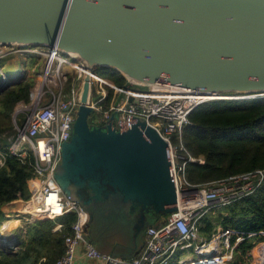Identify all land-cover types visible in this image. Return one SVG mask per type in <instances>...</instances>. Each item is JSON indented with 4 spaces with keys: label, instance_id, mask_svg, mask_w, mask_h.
<instances>
[{
    "label": "water",
    "instance_id": "water-1",
    "mask_svg": "<svg viewBox=\"0 0 264 264\" xmlns=\"http://www.w3.org/2000/svg\"><path fill=\"white\" fill-rule=\"evenodd\" d=\"M0 48L56 49L138 88L264 98V0H0ZM89 98L86 76L54 179L82 208L86 233L122 222L128 243L102 255L118 247L116 259L130 260L140 235L177 210L169 147L143 119L90 125Z\"/></svg>",
    "mask_w": 264,
    "mask_h": 264
},
{
    "label": "built area",
    "instance_id": "built-area-1",
    "mask_svg": "<svg viewBox=\"0 0 264 264\" xmlns=\"http://www.w3.org/2000/svg\"><path fill=\"white\" fill-rule=\"evenodd\" d=\"M5 49L8 50L5 55L15 51L43 59L39 81L30 91L29 101L17 104L12 114L14 134L6 139L7 153L0 152V168L5 154L18 159H25L29 154L33 156V175L28 181L30 197L27 201H14L30 209L29 212L17 210L14 213L19 221L29 225L36 221L56 220L68 213L76 215L71 233L64 239L63 253L55 264H74L76 250L81 243L85 246L87 258L102 259L105 264H229L240 242L258 237L263 240L256 244V264H264V231L239 232L218 225L208 238L201 233L200 219L211 208L224 207L264 183V171L204 186H193L187 182L186 165L202 164L203 160L180 154L185 151L181 133L190 125V113L209 100L169 83H157L147 88L116 85L95 70L87 71L82 62L66 57L56 49ZM86 76L90 86L88 106L92 109L91 118L95 125H103L115 115L113 127L129 129L137 119H143L169 147L177 210L163 217L158 225L145 230L143 246L130 260L101 255L83 240L84 212L61 193L54 179L61 161V145L70 138L79 106V90ZM19 116L21 119L18 120ZM175 136L179 139L178 145L173 144ZM61 228V224H56L54 230ZM15 238L0 231V239L4 241L13 243ZM188 252L192 256L183 258L182 255Z\"/></svg>",
    "mask_w": 264,
    "mask_h": 264
},
{
    "label": "trees",
    "instance_id": "trees-1",
    "mask_svg": "<svg viewBox=\"0 0 264 264\" xmlns=\"http://www.w3.org/2000/svg\"><path fill=\"white\" fill-rule=\"evenodd\" d=\"M11 57V54L1 57L0 65ZM22 60L20 69L0 82V152L7 153V145L1 140L2 134L11 130L7 121L11 120L17 104L29 101L30 91L37 82L34 76L41 58L25 54ZM95 71L116 85H126L124 78L114 71L100 68ZM189 121L190 125L181 133L185 151L180 154L203 160L202 164L186 165L185 176L189 184L204 186L264 171V98L210 100L197 106L190 113ZM89 124H96L95 120L89 119ZM178 143V137H173V144ZM33 163L31 154L25 159L5 154L0 168V214L4 205L29 199L28 181L33 175ZM76 220L74 213H68L56 220L27 225L13 243L0 239V264H55L63 253L64 239L71 233ZM56 224H61L62 228L54 230ZM200 225L201 233L207 238L216 225L239 232L264 231V183L224 207L211 208L200 219ZM259 240L263 239L240 242L229 264H256Z\"/></svg>",
    "mask_w": 264,
    "mask_h": 264
},
{
    "label": "rangeland",
    "instance_id": "rangeland-1",
    "mask_svg": "<svg viewBox=\"0 0 264 264\" xmlns=\"http://www.w3.org/2000/svg\"><path fill=\"white\" fill-rule=\"evenodd\" d=\"M8 50L5 48H0V58L4 57L5 53H7ZM11 59H8L7 62L0 65V82L5 79V77H10L13 74L16 73L20 69L22 59H25V54H20L15 51H11ZM9 55V54H8ZM5 55V56H8ZM24 57V58H22ZM38 57V56H37ZM40 57V56H39ZM38 57V58H39ZM41 61L39 63V68L36 69V74L34 76L35 81H39V76L41 73V67L43 59L42 57ZM229 97H224L223 99H227ZM21 119V116L18 117V120ZM8 127L10 126V131L2 134L1 140L6 143V139L14 134L13 132V125H12V115L11 120L7 121ZM25 212V211H24ZM9 219H5L3 222H0L1 232L5 233L7 236L10 234L11 237H16L19 233V229H25L27 227L26 223L24 221L18 222V218H16L15 214H12V216H9ZM19 224V229L14 232V235L12 233H9V231H13L14 229H17V225ZM101 223V224H99ZM99 223H96V226L99 228H96L95 233L89 234L84 232L83 234V240L86 242H91L93 247L102 255L107 254L110 255L112 251L113 245L116 243H120L123 245L128 243L129 238V230L126 229V227L122 224V222L119 221H113V219L109 220H99ZM218 226V225H216ZM9 233V234H8ZM16 235V236H15ZM143 233L140 235V237L137 240L138 249H140L143 246ZM103 245L104 247H101ZM192 253L188 252L185 253L183 258L187 255L192 256ZM120 255V250L117 249L112 253V258L116 259Z\"/></svg>",
    "mask_w": 264,
    "mask_h": 264
},
{
    "label": "crops",
    "instance_id": "crops-1",
    "mask_svg": "<svg viewBox=\"0 0 264 264\" xmlns=\"http://www.w3.org/2000/svg\"><path fill=\"white\" fill-rule=\"evenodd\" d=\"M17 210H20L22 212H29L30 209L28 206L26 205H20L19 203H14V202H11L7 205H4L2 208H1V214H0V222H3L5 219L7 220L9 216H12V214H14ZM21 221V220H20ZM18 221V222H20ZM162 221V218L160 220V222ZM159 222V223H160ZM19 224L18 223V227L17 229H14L13 231H9V233H12L14 235V232L16 230L19 229ZM21 229H19L20 231ZM22 230H25V229H22ZM85 232V231H84ZM8 233V234H9ZM10 235V234H9ZM17 235V234H16ZM15 235V236H16ZM143 242H144V235H143ZM22 240H24V236H22ZM86 242V241H85ZM91 244V243H90ZM92 245V244H91ZM93 246V245H92ZM101 247H104L101 245ZM96 250V249H95ZM123 259V258H122ZM129 260V259H128ZM74 264H105L104 260L102 259H89L86 257L85 255V246L83 243H81L78 247H77V250H76V254H75V261H74Z\"/></svg>",
    "mask_w": 264,
    "mask_h": 264
},
{
    "label": "bare ground",
    "instance_id": "bare-ground-1",
    "mask_svg": "<svg viewBox=\"0 0 264 264\" xmlns=\"http://www.w3.org/2000/svg\"><path fill=\"white\" fill-rule=\"evenodd\" d=\"M205 100H213V99H215V100H217V99H219V100H234L235 98L234 97H229V98H227V99H223L224 97H220V98H212V97H208V96H202ZM249 98V97H248ZM251 99H256V96H253V97H251Z\"/></svg>",
    "mask_w": 264,
    "mask_h": 264
}]
</instances>
